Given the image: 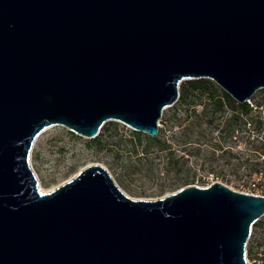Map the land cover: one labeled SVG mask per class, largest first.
Wrapping results in <instances>:
<instances>
[{"label": "water", "instance_id": "obj_1", "mask_svg": "<svg viewBox=\"0 0 264 264\" xmlns=\"http://www.w3.org/2000/svg\"><path fill=\"white\" fill-rule=\"evenodd\" d=\"M264 89V0H0V264H248L264 196L220 182L129 197L100 164L40 193L30 151L62 125L156 137L183 81Z\"/></svg>", "mask_w": 264, "mask_h": 264}, {"label": "rangeland", "instance_id": "obj_2", "mask_svg": "<svg viewBox=\"0 0 264 264\" xmlns=\"http://www.w3.org/2000/svg\"><path fill=\"white\" fill-rule=\"evenodd\" d=\"M247 103L250 106L261 104L259 109L264 119V89L258 90ZM175 109L173 105L163 111L159 121V128L163 130L161 135H164L162 139H170L172 134L179 130L177 126L171 128L168 124ZM112 122L107 123L105 128L108 130L95 139H100L102 148L97 147L94 139L90 140L71 132L62 125L50 126L43 130L33 142L29 159L40 193L55 190L92 164L104 166L122 191L132 199L157 200L179 190L169 187L174 181L175 174L164 171L167 160L165 153L152 149L148 157L141 152L136 155L132 151L130 141L135 131L121 122ZM262 136L264 127L261 132H256L253 125H248L246 131L236 136L238 139L233 152L238 157L254 159L255 146L262 142ZM145 145L146 143H143L141 147ZM238 159L233 158L232 163L238 162ZM227 160L228 158L221 156L220 152L213 155L210 150L204 149L199 158L191 157L189 167L187 165L184 171L196 177L193 185L199 187L220 182L235 191L264 196V165L260 167L261 172L249 175L244 169L248 167L247 163L238 171H232L227 166ZM260 160H264V157ZM249 162L252 163V160ZM115 173L124 174L128 190L119 185ZM162 186L166 188L159 192ZM257 222L251 228L246 245L248 264H264V217Z\"/></svg>", "mask_w": 264, "mask_h": 264}, {"label": "trees", "instance_id": "obj_3", "mask_svg": "<svg viewBox=\"0 0 264 264\" xmlns=\"http://www.w3.org/2000/svg\"><path fill=\"white\" fill-rule=\"evenodd\" d=\"M174 105L175 113L168 124L171 128L177 126L179 130L173 133L170 139H162L164 135H161L163 132L161 128L156 137L135 131L130 139L132 151L136 155L141 152L148 157L152 149L165 153L167 160L164 171L175 174L174 181L169 187L181 189L194 184L196 177L185 173L184 170L190 164L191 157L199 158L204 149L210 150L213 155L220 152L221 156L227 157V166L232 171H238L247 163L248 167L244 169L249 175L261 172L260 167L264 165V160H260L264 157V136L261 137L262 142L255 146L256 159L238 157L233 152L238 139L236 136L246 131L248 125H253L256 132L262 131L264 119L259 109L261 104L256 103L254 106L247 102L240 104L213 81L199 79L187 80L180 84L179 98ZM107 123L101 128L100 134L108 130L105 128ZM93 142L97 147H103L100 139H94ZM143 143L146 145L141 147ZM233 158H239V161L232 163ZM181 174L184 176H180ZM115 175L119 185L128 190L124 174ZM165 188L166 186H162L159 192Z\"/></svg>", "mask_w": 264, "mask_h": 264}, {"label": "built area", "instance_id": "obj_4", "mask_svg": "<svg viewBox=\"0 0 264 264\" xmlns=\"http://www.w3.org/2000/svg\"><path fill=\"white\" fill-rule=\"evenodd\" d=\"M253 186H255V184H253Z\"/></svg>", "mask_w": 264, "mask_h": 264}]
</instances>
